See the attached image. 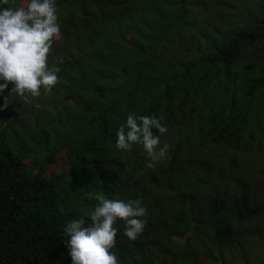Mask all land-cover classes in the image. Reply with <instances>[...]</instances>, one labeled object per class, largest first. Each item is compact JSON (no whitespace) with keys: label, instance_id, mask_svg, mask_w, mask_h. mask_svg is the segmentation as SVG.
Masks as SVG:
<instances>
[{"label":"trees","instance_id":"1","mask_svg":"<svg viewBox=\"0 0 264 264\" xmlns=\"http://www.w3.org/2000/svg\"><path fill=\"white\" fill-rule=\"evenodd\" d=\"M56 5L57 83L0 112V264H72L63 229L91 223L89 193L147 210L135 241L114 225L119 264H264V0ZM132 114L163 118L164 158L116 148Z\"/></svg>","mask_w":264,"mask_h":264},{"label":"clouds","instance_id":"2","mask_svg":"<svg viewBox=\"0 0 264 264\" xmlns=\"http://www.w3.org/2000/svg\"><path fill=\"white\" fill-rule=\"evenodd\" d=\"M9 3L10 0H0V96L11 84L10 96L0 104V112L9 107L13 95L35 97L41 89L52 91L60 71L48 64L50 49L60 32L56 0H27L26 6L21 7L7 6ZM162 119L129 115L116 132V148L130 151L133 145H141L151 159L164 158L169 146L165 144L157 151L160 137L168 132ZM154 129L159 135L154 134ZM93 197L99 203L90 214L91 223L73 219L63 229L72 264H119L112 251L118 231L114 225L123 220V235L135 241L147 224V210L135 200L89 193V199ZM59 211L63 214V207Z\"/></svg>","mask_w":264,"mask_h":264},{"label":"rangeland","instance_id":"3","mask_svg":"<svg viewBox=\"0 0 264 264\" xmlns=\"http://www.w3.org/2000/svg\"><path fill=\"white\" fill-rule=\"evenodd\" d=\"M26 3H27V0H10L9 6H12V7H21V6H26ZM58 37H59V35L56 37V39ZM48 62H49V60H48ZM30 95L31 94H26V96L28 98H31ZM8 96H10V95H7L6 97H8ZM16 97L17 96L14 95L13 98H16ZM19 98H20L21 105L24 107L25 106V104H24L25 101L23 100V97H20L19 96ZM10 100H13V99L10 98ZM10 109H12V110H14V111L17 112L16 104H14V106L11 105L10 106ZM12 110L7 111V113L4 115L6 118L2 119V121H3L2 122V126L7 125V126H9V129H12V128L13 129H18L19 128V122L16 121L15 118L11 116L12 115L11 113H13ZM0 120H1V116H0ZM35 155H39V156L42 157V156H45V153L41 150V148L39 146H37L36 152L33 153V154L29 153L27 155V157H26V160H27V164L28 165H31L32 166V159L34 158ZM61 160H63V161H66L67 160V158H66V156H65L64 153H61ZM61 165L60 164H57V165L52 166V168L49 169V172L51 173V175L54 174V173H58L62 169L61 168Z\"/></svg>","mask_w":264,"mask_h":264}]
</instances>
